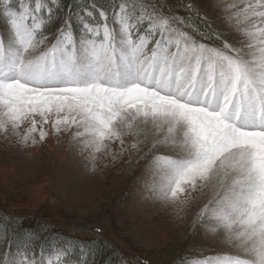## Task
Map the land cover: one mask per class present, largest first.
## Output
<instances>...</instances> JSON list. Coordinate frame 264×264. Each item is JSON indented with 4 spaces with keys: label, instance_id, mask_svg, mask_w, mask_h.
Wrapping results in <instances>:
<instances>
[{
    "label": "snow or ice",
    "instance_id": "snow-or-ice-1",
    "mask_svg": "<svg viewBox=\"0 0 264 264\" xmlns=\"http://www.w3.org/2000/svg\"><path fill=\"white\" fill-rule=\"evenodd\" d=\"M109 7L0 0V133L24 146L45 141L49 127L68 134L91 171L106 157L144 160L154 199L180 213L205 197L192 230L239 253L186 264H264V0H213L218 31L193 22L191 3L186 17L164 0ZM0 243V264L72 256L71 243L37 248L34 233L10 223H0ZM92 243L80 249L83 264L88 255L95 264Z\"/></svg>",
    "mask_w": 264,
    "mask_h": 264
},
{
    "label": "rangeland",
    "instance_id": "rangeland-1",
    "mask_svg": "<svg viewBox=\"0 0 264 264\" xmlns=\"http://www.w3.org/2000/svg\"><path fill=\"white\" fill-rule=\"evenodd\" d=\"M164 3L180 17L189 15L184 5L191 3L192 20L209 25L213 31L220 30L221 20L212 7L213 0ZM0 35L7 39L2 18ZM48 130L45 141L27 146L15 138L6 140L0 133V215L21 221L32 219L56 231L77 232L75 236L84 239L100 228L99 236L122 255L121 264L137 256L141 264H186L194 256L239 254L220 237L192 230L191 217L206 202L205 197L198 196L177 213L150 194L156 177L144 160L133 156L129 162L127 154L114 161L106 157L96 171H91L70 144L68 134L57 137L50 127ZM130 142L126 138V144ZM111 149L118 151V143H113ZM11 219L8 222L12 225L15 220ZM70 264L78 263L70 260Z\"/></svg>",
    "mask_w": 264,
    "mask_h": 264
},
{
    "label": "trees",
    "instance_id": "trees-1",
    "mask_svg": "<svg viewBox=\"0 0 264 264\" xmlns=\"http://www.w3.org/2000/svg\"><path fill=\"white\" fill-rule=\"evenodd\" d=\"M70 0H63L64 4L69 3ZM84 3H87V0H83ZM119 2V0H118ZM95 3L100 6L104 7L108 11H110V0H95ZM195 24H197L202 29L204 28V24L194 21ZM10 217L2 216L0 215V223H9ZM15 220V221H12ZM18 221V224L16 222ZM31 220V223L29 226H26L24 223L29 222ZM12 221V227L21 229V234L24 233H34L35 239L37 241V248L39 244L44 243L45 241H51L52 243H55L57 241L61 242H68L72 244V248L70 251L72 252V256L70 259L77 261V258L79 257L81 259V251L80 249L85 245L88 244L89 241H92L93 243L88 245L89 247H92L96 249V255H95V264H121L122 263V255L116 253L115 248L111 246L110 244L106 243L97 233H93L89 235V238L87 239H81L76 238L75 234L77 232H74V234H68L64 230L63 231H56L52 227L46 226L44 224L36 223V221L32 219L27 220H20L13 218ZM33 227V228H31ZM8 251V245L5 243H0V257ZM87 259L91 260L90 264H92V256L88 255ZM126 261V264H141L140 263V257L137 256L135 259H124Z\"/></svg>",
    "mask_w": 264,
    "mask_h": 264
},
{
    "label": "bare ground",
    "instance_id": "bare-ground-1",
    "mask_svg": "<svg viewBox=\"0 0 264 264\" xmlns=\"http://www.w3.org/2000/svg\"><path fill=\"white\" fill-rule=\"evenodd\" d=\"M129 139V138H128ZM199 198H201V199H204V197L202 196V197H199ZM198 201V200H197ZM203 202V201H202ZM194 204V203H193Z\"/></svg>",
    "mask_w": 264,
    "mask_h": 264
}]
</instances>
